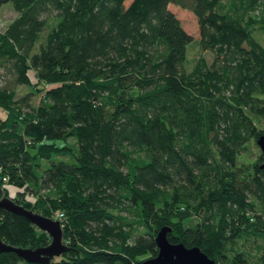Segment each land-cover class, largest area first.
Returning a JSON list of instances; mask_svg holds the SVG:
<instances>
[{
    "label": "trees",
    "instance_id": "obj_1",
    "mask_svg": "<svg viewBox=\"0 0 264 264\" xmlns=\"http://www.w3.org/2000/svg\"><path fill=\"white\" fill-rule=\"evenodd\" d=\"M11 1L0 196L63 210L66 249L44 262L3 250L0 264H145L164 225L220 264H264V152L247 154L264 133V0ZM171 2L196 14L209 60L187 68L193 36ZM0 237L51 241L3 207Z\"/></svg>",
    "mask_w": 264,
    "mask_h": 264
},
{
    "label": "water",
    "instance_id": "obj_2",
    "mask_svg": "<svg viewBox=\"0 0 264 264\" xmlns=\"http://www.w3.org/2000/svg\"><path fill=\"white\" fill-rule=\"evenodd\" d=\"M257 144L264 152V133L258 136ZM0 207L26 216L51 236V241L47 245L36 247L16 246L0 237V251L14 250L27 261L44 262L66 249V243L63 241V227L59 219L28 209L16 202L12 196L6 194L0 196ZM171 230L170 225H164L156 232L155 240L158 245V252L146 257L144 259L145 264H220L199 245L188 246L182 241H171L168 238V232Z\"/></svg>",
    "mask_w": 264,
    "mask_h": 264
},
{
    "label": "rangeland",
    "instance_id": "obj_3",
    "mask_svg": "<svg viewBox=\"0 0 264 264\" xmlns=\"http://www.w3.org/2000/svg\"><path fill=\"white\" fill-rule=\"evenodd\" d=\"M131 0H126L125 3L128 4ZM169 8L174 11V13L179 17L182 25L184 28L192 34L193 40L189 44L188 47V60L186 63L187 68H191L193 63L196 61V59L199 57V55L204 54L206 55L207 59L209 60L211 58V52L210 51H203L198 43V38L200 37L199 32V23L196 14L189 8L182 7L175 3H169ZM17 10L15 9L13 2L11 0L5 1L1 7H0V30H4L7 25L10 23V21L16 16ZM2 71L4 69H1ZM5 76L7 78L10 77L9 73H5ZM17 96L22 95L26 90H28V86L25 84H17ZM39 99L38 94H33L31 101L33 104L37 103ZM0 114L4 115L5 111L0 107ZM260 126L264 128V120L259 123ZM251 145V150L247 152L249 155L248 160L252 161L257 155V153L261 150L259 145ZM16 187L9 184L10 194H13L15 192Z\"/></svg>",
    "mask_w": 264,
    "mask_h": 264
},
{
    "label": "built area",
    "instance_id": "obj_4",
    "mask_svg": "<svg viewBox=\"0 0 264 264\" xmlns=\"http://www.w3.org/2000/svg\"><path fill=\"white\" fill-rule=\"evenodd\" d=\"M2 179H3V180H6V179H7V176H6V175L2 176ZM51 217H53V218H57V219H59L60 221H62V218L65 217V213H64V211L61 210V209H56L54 212H52ZM61 224H62V223H61Z\"/></svg>",
    "mask_w": 264,
    "mask_h": 264
},
{
    "label": "crops",
    "instance_id": "obj_5",
    "mask_svg": "<svg viewBox=\"0 0 264 264\" xmlns=\"http://www.w3.org/2000/svg\"><path fill=\"white\" fill-rule=\"evenodd\" d=\"M0 115H2V114H0ZM5 115V114H4Z\"/></svg>",
    "mask_w": 264,
    "mask_h": 264
}]
</instances>
